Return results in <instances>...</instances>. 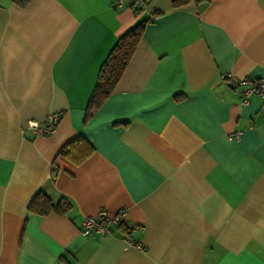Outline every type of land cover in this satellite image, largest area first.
<instances>
[{
	"label": "crops",
	"instance_id": "crops-1",
	"mask_svg": "<svg viewBox=\"0 0 264 264\" xmlns=\"http://www.w3.org/2000/svg\"><path fill=\"white\" fill-rule=\"evenodd\" d=\"M152 17L84 125L113 44ZM228 75L264 76V0H0V264H264V112ZM51 113L52 133L26 128ZM76 136L79 165L57 155ZM37 192L72 209L31 212ZM120 209L139 229L79 233Z\"/></svg>",
	"mask_w": 264,
	"mask_h": 264
},
{
	"label": "trees",
	"instance_id": "trees-1",
	"mask_svg": "<svg viewBox=\"0 0 264 264\" xmlns=\"http://www.w3.org/2000/svg\"><path fill=\"white\" fill-rule=\"evenodd\" d=\"M13 1L17 5L23 7L27 4L28 0ZM169 1L173 8H180L187 5L190 0ZM133 12L136 15L141 13L138 9H133ZM152 21L153 17L139 22L119 36L113 44L99 68L95 85L85 108L83 118L84 125L90 121L92 112L101 107L111 95L115 85L119 81L129 60L135 52L146 26ZM93 152L94 148L89 143H87L81 136H76L66 142L60 148L57 155L64 157L73 165H79L90 157ZM27 208L29 211L35 212L38 215H47L51 212L66 214L72 209V204L66 197H60L58 201L54 203L46 195L37 192L29 202ZM123 229L127 230L125 227H123Z\"/></svg>",
	"mask_w": 264,
	"mask_h": 264
},
{
	"label": "built area",
	"instance_id": "built-area-1",
	"mask_svg": "<svg viewBox=\"0 0 264 264\" xmlns=\"http://www.w3.org/2000/svg\"><path fill=\"white\" fill-rule=\"evenodd\" d=\"M110 2L113 9L130 8L143 12L148 0H110ZM228 78L230 86L240 93V104H246L251 96L256 95L261 99L260 110L264 112V76L257 78H236L228 75ZM59 119L60 115L58 113H51L42 121L28 122L26 128L36 136L48 135L53 132ZM240 134V131H236L232 136L234 139H238ZM124 216L125 209H120L113 215L100 210L96 215L86 216L82 219L79 233L82 236L106 235L111 232L112 227L118 226L125 227L129 232L139 229L137 226L125 222ZM131 242L140 247L138 243Z\"/></svg>",
	"mask_w": 264,
	"mask_h": 264
}]
</instances>
